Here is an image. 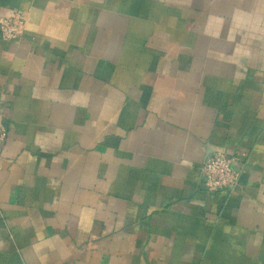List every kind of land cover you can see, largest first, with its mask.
Returning a JSON list of instances; mask_svg holds the SVG:
<instances>
[{
  "label": "crops",
  "instance_id": "1",
  "mask_svg": "<svg viewBox=\"0 0 264 264\" xmlns=\"http://www.w3.org/2000/svg\"><path fill=\"white\" fill-rule=\"evenodd\" d=\"M0 264H264V0H0ZM243 166L211 193L217 150Z\"/></svg>",
  "mask_w": 264,
  "mask_h": 264
},
{
  "label": "built area",
  "instance_id": "2",
  "mask_svg": "<svg viewBox=\"0 0 264 264\" xmlns=\"http://www.w3.org/2000/svg\"><path fill=\"white\" fill-rule=\"evenodd\" d=\"M26 22L21 15L0 17V35L6 41H20L25 36ZM6 106L0 103V148L9 138ZM244 168L235 155L220 149L202 167V186L211 193L233 191L242 182Z\"/></svg>",
  "mask_w": 264,
  "mask_h": 264
}]
</instances>
